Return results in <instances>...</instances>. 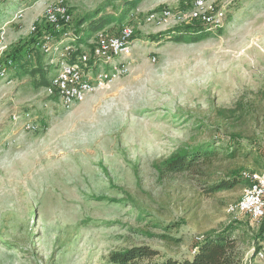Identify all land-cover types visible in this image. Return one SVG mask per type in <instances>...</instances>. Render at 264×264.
<instances>
[{
	"label": "rangeland",
	"instance_id": "rangeland-1",
	"mask_svg": "<svg viewBox=\"0 0 264 264\" xmlns=\"http://www.w3.org/2000/svg\"><path fill=\"white\" fill-rule=\"evenodd\" d=\"M212 1L222 21L198 40L170 38L194 22V0H142L107 24L135 26L130 70L71 108L15 68L0 77V264H112L111 252L135 245L157 249L155 259L190 257L203 234L236 219L227 207L244 186L206 189L227 169L250 172L252 159L218 161L204 174L163 166L181 148L213 142L240 143L264 163V0ZM66 3L73 20L64 32L75 36L80 17L115 15L123 2ZM49 4L0 8V61H16L33 43L56 47L44 27ZM165 10L160 22L145 21ZM43 50L54 69L59 53Z\"/></svg>",
	"mask_w": 264,
	"mask_h": 264
},
{
	"label": "trees",
	"instance_id": "trees-1",
	"mask_svg": "<svg viewBox=\"0 0 264 264\" xmlns=\"http://www.w3.org/2000/svg\"><path fill=\"white\" fill-rule=\"evenodd\" d=\"M27 0H0V8L11 10L15 2H25ZM123 3L119 11L115 14H102L101 10L93 14L83 15L77 21L75 27L74 44L77 45L78 53L81 49L80 44H87L98 31L111 22H122L130 11L135 8L142 0H121ZM101 14V15H99ZM97 15L100 17L98 18ZM44 27L52 32L56 39L60 40L61 33L55 32L54 26L45 20ZM72 24V23H71ZM206 25L200 20H194L192 24L183 25L174 30L175 35L170 38L178 41L198 40L206 36ZM114 31V30H112ZM39 32V30L37 31ZM36 32V33H37ZM137 34V33H136ZM165 34L153 35L150 38L160 39ZM52 55H46L40 44L33 43L27 45L21 56L12 60L11 68L19 76H28L31 84L36 88L46 87L49 84L53 68L49 65L48 59ZM11 71H9L10 73ZM216 143V142H215ZM213 143L184 147L176 151L172 156L164 161V168L169 172L193 171L197 174L203 173V166L212 167L218 161L234 160L236 157L252 159L254 168L250 172L263 171L264 163L258 158L249 155V151L244 149L240 143L227 147ZM250 180L245 175L242 167L227 169L223 176L207 186L206 192L215 194L217 192L233 189L237 186H246ZM248 221L242 222L239 218L234 219L226 226L219 229H212L203 234L202 238L196 242L192 250V256L175 258L172 256L162 259H155L159 256V251L147 245H135L122 251L110 253L112 264H247L246 259L254 260V255H246V247L251 246L255 241V247L259 248L262 238L263 226L254 225L248 216ZM258 227L256 234L251 233ZM166 230H171L167 227ZM167 236L166 234H162ZM255 239V240H254ZM179 239H177L178 241Z\"/></svg>",
	"mask_w": 264,
	"mask_h": 264
},
{
	"label": "built area",
	"instance_id": "built-area-1",
	"mask_svg": "<svg viewBox=\"0 0 264 264\" xmlns=\"http://www.w3.org/2000/svg\"><path fill=\"white\" fill-rule=\"evenodd\" d=\"M46 9V20L54 26L55 32L61 33V39H56V47L47 48L43 43L42 48L46 51L59 53L57 65L53 69L48 86L45 87L47 95L57 97L60 103L71 108L73 105L84 101L95 91L109 87L111 83L126 75L132 63L131 56L136 40L135 26L130 23H122L116 30L104 28L98 31L91 39L89 45L80 44V51L73 42L74 36L65 31L71 25L73 16L67 6L66 0H49ZM168 10L163 13L149 12L145 16L147 23L160 22L164 16L169 15ZM18 15V14H17ZM223 13L217 11L212 0H194L190 18L200 20L205 25L216 26L222 21ZM34 25L32 31H36ZM72 37L73 42L64 43ZM47 39L53 36H47ZM12 66V60L0 61V77L8 75ZM27 129H34L31 122L26 124ZM250 184L243 188L241 198L228 205L227 210L234 218L247 215L251 221L260 227L263 226L262 238L259 248L255 246L251 253L256 259H264V170L246 172ZM251 261V260H250ZM254 260L251 261L253 264Z\"/></svg>",
	"mask_w": 264,
	"mask_h": 264
}]
</instances>
